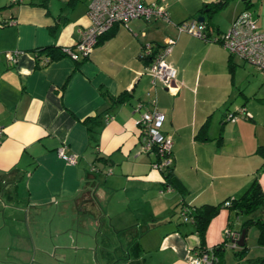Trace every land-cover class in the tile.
<instances>
[{
    "label": "crops",
    "instance_id": "0c3cea01",
    "mask_svg": "<svg viewBox=\"0 0 264 264\" xmlns=\"http://www.w3.org/2000/svg\"><path fill=\"white\" fill-rule=\"evenodd\" d=\"M145 1L164 4L171 19L118 23L87 59L65 55L40 65L35 50L63 49L79 40L91 23L89 0H0V201L13 210L53 212L59 261L98 259L92 237L68 231L93 223L126 238L115 250L103 251L116 264H190L201 237L193 222L180 217L182 206L238 198L257 175L264 190L257 151L264 144V74L237 56L231 68V54L221 43L176 27L218 0ZM246 9L264 30V0H230L216 13H203L210 35L228 30ZM170 39L176 41L168 56L178 70L175 91L154 86L141 57L146 43L158 49ZM15 50L21 54L11 64L6 53ZM123 93L129 99L111 103ZM151 96L166 116L163 133L173 138L172 166L180 189H166L162 170L153 168L156 155L141 149V112L135 106ZM239 108L252 116L239 111L236 121L226 119ZM99 113L98 122L90 123L92 132L84 120ZM61 147L78 154V162L64 160ZM262 213L238 215L223 207L210 221L204 245L223 242L227 226L241 230L244 220ZM27 224V235L38 243ZM249 232L247 252L225 247L219 264H258L264 245L259 233L252 243Z\"/></svg>",
    "mask_w": 264,
    "mask_h": 264
},
{
    "label": "built area",
    "instance_id": "2783aa9c",
    "mask_svg": "<svg viewBox=\"0 0 264 264\" xmlns=\"http://www.w3.org/2000/svg\"><path fill=\"white\" fill-rule=\"evenodd\" d=\"M21 2L22 0H11ZM88 14L90 25L81 31L79 40L72 46L63 47L62 51L75 61L87 59L95 50L100 37L110 31L114 25L121 23L127 25L131 20L143 18L145 20H166L169 21L170 11L159 1L146 2L145 0H89ZM176 27L180 33L188 32L203 40L221 43L231 55L237 56L250 64H253L262 74H264V30H261L257 21L248 9L242 11L233 21L230 28L220 32L216 36L210 35V30L205 22L198 19L184 20ZM175 39H170L166 45L155 49L152 43H146L141 51L142 59H150L146 66L145 73L152 78V84H161L170 91H175L177 87V68L168 60L172 53ZM156 50V52H155ZM21 51L15 50L6 53V57L11 64H16ZM50 56L45 55L42 63H48ZM150 94V93H149ZM135 109L141 112L138 119L140 128V145L145 153L155 154L157 160L153 163V168L165 170L173 164V138L165 134L162 127L165 121V113L158 106L157 98L151 96L148 102L140 100ZM246 116L252 114L244 109L227 113L226 119L237 120V112ZM3 138V130L0 128V143ZM60 156L68 163L76 164L79 155L76 153H66L65 148L58 150ZM95 169V168H93ZM172 185L168 184L170 190ZM232 201L227 200L224 206H231ZM195 208L182 206L181 215L185 222H193L192 214ZM241 238V230L230 226L226 228L224 247L231 246L237 248ZM220 256L213 247H197L191 251L190 264H219Z\"/></svg>",
    "mask_w": 264,
    "mask_h": 264
},
{
    "label": "rangeland",
    "instance_id": "374dc122",
    "mask_svg": "<svg viewBox=\"0 0 264 264\" xmlns=\"http://www.w3.org/2000/svg\"><path fill=\"white\" fill-rule=\"evenodd\" d=\"M21 193L23 194V191H21ZM19 205L22 206L21 204ZM26 212L27 211L24 209L16 208L13 210L9 207L5 208L3 202L0 201V264H69L68 261H59V257L56 255V251L58 253L59 248L56 246L57 232H55V230L57 228L53 223V212L43 211L42 213H38L33 209ZM179 214L181 215L180 211ZM27 217L29 222H27ZM86 217L88 218L89 215ZM180 217H182V215ZM27 223L30 225L29 231L36 237L38 243L33 242L32 235H30V237L27 235ZM37 224H39V226ZM100 228L101 226L92 223L91 225H87V229L85 230H81L75 225L68 231L74 236L79 231H85L84 233H86V235L93 238V242L95 241V248H99V257L94 260L93 264H116V262H112L109 257L107 259L103 251L107 249L110 251L115 250L121 241L123 243L126 242V238L116 236L114 234V228L112 229L107 225L102 229ZM226 228H228V226ZM225 231L226 229L224 230V234ZM258 233L256 226L250 227L249 238L252 243L256 242ZM97 235L98 243H96ZM72 247L80 248L81 246L72 244ZM226 248L229 250L233 249L231 246H227ZM80 252L84 253L82 249ZM82 263L81 261V264Z\"/></svg>",
    "mask_w": 264,
    "mask_h": 264
},
{
    "label": "trees",
    "instance_id": "16d2710c",
    "mask_svg": "<svg viewBox=\"0 0 264 264\" xmlns=\"http://www.w3.org/2000/svg\"><path fill=\"white\" fill-rule=\"evenodd\" d=\"M229 1L230 0H218L216 2L209 3L197 12L198 16L195 18L198 19L200 16H205L203 13L206 12V10L212 14L216 13V12L220 11L221 9H223L229 3ZM246 2H248V0H246ZM195 18H193V19H195ZM205 23L208 26L209 30H211L210 25L207 22H205ZM109 34H110V31H108L107 33L102 35L100 37L99 42L104 40V38L108 37ZM155 52H156V50H155ZM34 54L36 55L37 64H40V65L47 64V63H45V64L42 63V58L45 55L50 56L49 62H51L55 59L61 58V57L66 55L62 51V49H60L56 46H47V47L37 49L34 51ZM232 58H233V55H231L230 61H229V65L231 68L233 67ZM150 61H151V58L145 59V62L147 64H149ZM127 99H129V95L123 93V94H120V95L115 96V97L112 96L111 97V103L119 104V103L125 102ZM102 115H103V113H99L95 116L87 117L84 120V122L89 126V128L92 132L94 130V126H92L90 123L91 122H93V123L98 122V120L100 119V117ZM206 126L207 125H205V127ZM220 138H222V136ZM257 151L263 158V163H262L261 169L264 171V144L258 146ZM162 172L165 176L167 183H169L170 185H172L176 188H179V189L181 188V185L179 184V181L177 180V178L175 176L173 166H170V167L166 168L165 170H162ZM227 200L232 201L231 206H229L230 210L236 211V213L238 215H252L253 213H255L259 209L263 210V213L261 216H259L257 218L250 217V218H247L246 220H244L242 223V226H241V230L246 229V236H247V232L250 229V227L256 226L259 230L258 243L260 245H264V190H263L262 184L259 180V176L257 175L254 178V180L252 181V183L249 185V187L238 198H227L226 200H224L223 202H221L217 205L203 204V205L195 208V211L192 214V216L194 218L193 223L196 226V231L198 232V234L201 237V245L200 246L201 247L206 246V245H204V241H205V236H206V232H207V228L209 226V223L216 215H218V213L224 207V204ZM215 248H216V251L219 254V256H222L223 251L225 249L224 241L215 245ZM247 250H248V245H247V241L245 238V244L241 247V250L239 251V253H241V255H243L244 253L247 252ZM257 263L258 264H264V257L258 259Z\"/></svg>",
    "mask_w": 264,
    "mask_h": 264
},
{
    "label": "water",
    "instance_id": "95a60500",
    "mask_svg": "<svg viewBox=\"0 0 264 264\" xmlns=\"http://www.w3.org/2000/svg\"><path fill=\"white\" fill-rule=\"evenodd\" d=\"M199 21L205 22L206 16H200L198 18ZM245 238H246V229L241 230V238L238 241L239 246H243L245 244Z\"/></svg>",
    "mask_w": 264,
    "mask_h": 264
}]
</instances>
